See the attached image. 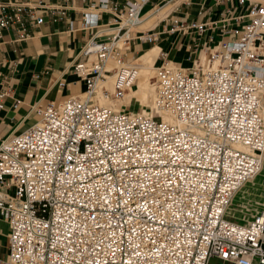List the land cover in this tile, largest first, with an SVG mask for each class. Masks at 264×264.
Returning a JSON list of instances; mask_svg holds the SVG:
<instances>
[{
    "label": "built area",
    "instance_id": "built-area-1",
    "mask_svg": "<svg viewBox=\"0 0 264 264\" xmlns=\"http://www.w3.org/2000/svg\"><path fill=\"white\" fill-rule=\"evenodd\" d=\"M80 1L90 36L71 69L86 90L37 105L39 119L0 142V214L10 227L3 263L208 264L215 256L264 264V210L247 223L225 217L233 194L262 165L264 0L249 7L242 35L210 52L206 64L157 67L156 106L171 121L157 109L148 115L147 106L100 99L136 87L129 45L157 39L154 27L138 26L178 0ZM24 16L43 21L34 6L0 0V31ZM185 28L172 19L170 30ZM111 57L117 64L108 67Z\"/></svg>",
    "mask_w": 264,
    "mask_h": 264
},
{
    "label": "crops",
    "instance_id": "crops-1",
    "mask_svg": "<svg viewBox=\"0 0 264 264\" xmlns=\"http://www.w3.org/2000/svg\"><path fill=\"white\" fill-rule=\"evenodd\" d=\"M14 1L36 7L43 21L35 24L24 16L22 23L0 31V91L6 92L0 108V142L9 133L23 131L36 122L40 117L35 110L37 105L56 103L86 90L85 81L71 69L90 36V31L80 25L84 3L80 0ZM258 1L190 0L188 4H180L175 11L145 27H154L155 41L130 43L126 57L130 54L136 57L158 46L157 59L190 69L202 55L221 50L223 43L239 38L247 20L244 15ZM49 7L64 9V14ZM175 16L187 28L170 30ZM110 21L111 15H102V23ZM16 100L19 102L15 105ZM249 200L253 201L252 209L245 208ZM244 208L249 215L244 214L247 218L240 219V223H247L264 210V197L257 193L244 203ZM9 233V224L0 214V264H4L8 255ZM208 264L232 263L213 256Z\"/></svg>",
    "mask_w": 264,
    "mask_h": 264
},
{
    "label": "bare ground",
    "instance_id": "bare-ground-1",
    "mask_svg": "<svg viewBox=\"0 0 264 264\" xmlns=\"http://www.w3.org/2000/svg\"><path fill=\"white\" fill-rule=\"evenodd\" d=\"M179 1L180 0L176 1L173 4L171 2H167L164 5L154 8L144 16L143 21L140 23L138 28L143 29L147 27V25L155 23L160 18L165 17ZM116 44L122 47L124 45V37L120 38ZM158 51H159L158 46H153L148 48L145 53L136 56L134 62L129 60L131 63H134L138 69L137 78L134 81L136 88H131L128 93H126L123 97L115 101L108 102L100 99V103L119 107L122 103L129 102V100L133 97L140 100V105L143 104L142 106L148 107L146 110L148 115L153 114L155 109H157L158 112L163 116L164 120L171 121L172 116L167 112L159 110L158 107L156 106V92L153 82H151V77L153 76L157 67L159 66V65L156 66ZM208 57H209V53L207 55H202L198 61L200 63L196 62V65L202 63L206 64ZM111 59L113 60L112 63H110ZM116 64H117L116 59L114 57H111L108 61V67L115 66ZM150 108H152V111L150 110ZM140 111H142V109ZM261 159H262V163H264V152H262L261 154ZM261 180H264V167H262L261 170H259L251 179L244 182L236 190V192L233 194L231 198L230 203L227 206V210L225 211V217L236 219L235 221L237 222L240 219L247 218L244 217L243 215L247 213L249 215V211L244 210L243 212H241L240 211L241 204L243 203V201L247 199V197L251 193L256 194L259 191V181ZM230 209L234 210V212L237 213V215L235 213L230 214L228 212Z\"/></svg>",
    "mask_w": 264,
    "mask_h": 264
},
{
    "label": "rangeland",
    "instance_id": "rangeland-1",
    "mask_svg": "<svg viewBox=\"0 0 264 264\" xmlns=\"http://www.w3.org/2000/svg\"><path fill=\"white\" fill-rule=\"evenodd\" d=\"M149 7V5H146L144 8H143V11H145L147 8ZM142 53V52H141ZM141 53H139V54H141ZM135 61V57H133L131 54L129 55V57H128V61ZM112 59L110 60V63H112ZM129 61V62H130ZM154 63H155V61H154ZM162 63V60H159V59H157V61H156V66H158V65H160ZM202 63V62H201ZM203 64V63H202ZM151 82H152V79H151ZM136 88V87H135ZM140 103V100L139 99H136V98H131L130 100H129V102H127V104L131 107V109H133V110H143L144 108L143 107H145V106H143V107H141L142 105H140L139 104ZM148 114V113H147ZM262 167H264V163H262V165H261V168ZM261 168H260V170H261ZM262 186V187H261ZM257 193H261V195H262V197H264V180H261V181H259V191L257 192ZM256 193V194H257ZM255 193H251L248 197H247V199L245 200V201H243V203L241 204V208H240V211L241 212H243L244 210H246L245 208H251L252 209V207H254V206H252V203H253V201L252 200H249L248 201V203L245 205V208H244V203L249 199V198H251V197H253V196H255L256 195ZM243 207V208H242ZM243 209V210H242ZM227 210V209H226ZM230 214H233V213H235L234 212V210H229L228 211ZM236 215H237V213H235Z\"/></svg>",
    "mask_w": 264,
    "mask_h": 264
}]
</instances>
